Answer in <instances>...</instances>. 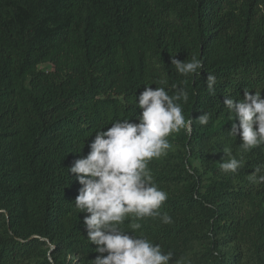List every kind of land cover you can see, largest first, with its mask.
<instances>
[{"label": "trees", "instance_id": "trees-1", "mask_svg": "<svg viewBox=\"0 0 264 264\" xmlns=\"http://www.w3.org/2000/svg\"><path fill=\"white\" fill-rule=\"evenodd\" d=\"M172 55L204 69L183 85ZM162 78L188 91L192 125L148 165L172 223L145 218L137 235L170 264H264V145L245 152L223 105L245 88L264 97V0H0V264H93L68 167L97 131L139 123L140 93ZM225 149L236 173L220 169Z\"/></svg>", "mask_w": 264, "mask_h": 264}, {"label": "clouds", "instance_id": "clouds-1", "mask_svg": "<svg viewBox=\"0 0 264 264\" xmlns=\"http://www.w3.org/2000/svg\"><path fill=\"white\" fill-rule=\"evenodd\" d=\"M171 64L186 78L181 81L183 85H187L188 77L198 76L204 69L196 55L183 61L172 55ZM205 83L209 93L215 95L216 77L209 74ZM156 84L162 86L153 89L151 84H146L138 103L136 101L142 109L139 123L118 119L106 131H97L89 153L81 155L68 167L70 175L75 174L82 185L74 201L75 207L79 213H86L83 225L87 239L97 246L94 251L100 254L92 260L93 264H170L173 259L171 251L164 252L159 244L152 243L143 234L137 235L145 218L161 217L162 223H172L166 213L161 216L159 209L168 194L154 183L148 165L154 158L167 155L171 134L181 129L191 131L192 125L191 119H185L180 103L189 101L186 88L173 84L166 90V78ZM223 105L230 118L234 116L228 133L240 137L245 152L264 145V97L260 91L252 94L245 88L239 100L225 95ZM195 119L207 125L210 114L203 112ZM224 152L228 159L220 164V169L224 173H236L242 161L229 149ZM255 172H264V165L258 166ZM258 180L264 182V174L259 175Z\"/></svg>", "mask_w": 264, "mask_h": 264}, {"label": "rangeland", "instance_id": "rangeland-1", "mask_svg": "<svg viewBox=\"0 0 264 264\" xmlns=\"http://www.w3.org/2000/svg\"><path fill=\"white\" fill-rule=\"evenodd\" d=\"M40 67H41V68L52 69V66H51V64H50V63H45V64H42Z\"/></svg>", "mask_w": 264, "mask_h": 264}]
</instances>
